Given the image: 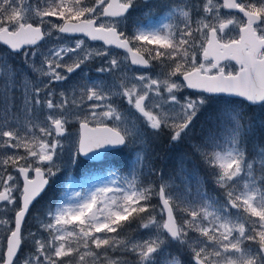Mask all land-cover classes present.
<instances>
[{
    "label": "snow or ice",
    "instance_id": "snow-or-ice-1",
    "mask_svg": "<svg viewBox=\"0 0 264 264\" xmlns=\"http://www.w3.org/2000/svg\"><path fill=\"white\" fill-rule=\"evenodd\" d=\"M134 4L0 0V264H129L108 255L117 250L132 255L135 264H264V135L256 139L245 115L256 106L264 110V0H145L149 10L128 36L123 27ZM157 6L164 11L153 20ZM54 32L83 34L131 53L132 65L147 69L160 61L170 71L128 77L109 57L97 71L121 73L110 85L90 81L79 98L57 92L54 83L109 53L89 51L84 39L42 51L38 42ZM152 44L157 47H147ZM15 57L36 74L34 81L11 66ZM114 96L126 100V111L115 106ZM210 109L215 118L205 126L198 114ZM73 122L79 124L76 135L68 129ZM164 134L170 146H186L199 158L219 197L205 190L195 170L183 167L178 178L184 195L173 194V185L147 158L150 142ZM20 148L23 155L12 151ZM113 152L127 154L126 175L109 165L88 177L97 182L93 190L73 191L68 200L33 213L65 153L78 166L82 158L101 161ZM153 174L160 181L155 185L140 179ZM154 197L158 205L151 203ZM26 218L35 231H22ZM129 218L148 230L147 239L119 238Z\"/></svg>",
    "mask_w": 264,
    "mask_h": 264
},
{
    "label": "rangeland",
    "instance_id": "rangeland-1",
    "mask_svg": "<svg viewBox=\"0 0 264 264\" xmlns=\"http://www.w3.org/2000/svg\"><path fill=\"white\" fill-rule=\"evenodd\" d=\"M34 3L37 2V0H33ZM167 2V0H149V4H156L159 5L161 3ZM135 11L129 18L127 22H125V25L123 27V30L125 32V35L130 36L132 34V31L135 27L136 21L141 20L143 21L144 19V12L149 10L146 7L145 0H135ZM164 9L161 7H152L151 12L153 14L152 18L153 20H159L162 17ZM222 14L227 13L224 9L221 10ZM54 22H55V18ZM57 35L62 36L64 39L62 41H58L55 39ZM76 39H84L85 40V45L89 51H101V50H106L109 53L108 57H103V56H98L95 57L94 59H91L90 61L87 62L86 65H82V68L84 69L83 72H81L80 69H77L75 73H72L69 75L68 80L63 81V82H57L52 85L54 89H56L57 92L59 91H64L66 94L72 93L79 98V92L83 90V87L85 85H88L90 81L93 80H100L103 82L105 86L110 85L113 82V77H119L121 76L120 72L116 73H99L97 71L98 68L101 67H106L107 63L106 61L108 60L109 57H114L116 58L120 63L122 68L124 69L125 74L128 77H132L134 75L138 76L141 74H147L152 76L153 78H156L157 75L160 74H166L167 71H170V68L168 67V64H161L160 61H157L158 67L156 71H152L150 73H144V72H139L135 70L133 67H131L129 63V59L127 56H122L119 55L117 52H112L110 49H106L103 45L101 44H92L85 38H68L63 36L62 34H57L53 33L52 37L45 36L44 43L39 46L42 51H46L50 47H54L59 43H63L65 41L70 42L72 40ZM146 44V42H145ZM134 47H138L139 45L133 44ZM2 47V46H1ZM149 48H154L157 47V45L152 44V45H147ZM140 53L145 54L148 52L146 51H141ZM0 55H4L3 47L0 49ZM7 59V57H5ZM201 59L198 56V60ZM68 60V57H65V61ZM12 67L20 69L21 71H24L25 76L29 80H35L36 74L31 73L23 64V61L20 57H15L9 61ZM232 64V63H231ZM234 65V64H232ZM237 67V66H236ZM130 69V70H129ZM186 93L191 94L192 92L189 90H184ZM16 96H19V92H17ZM113 100L116 102L115 106L118 107V109L121 112H124L128 109V105L126 103V100L118 97H113ZM86 103H92V101H86ZM259 108V109H258ZM258 108H251V109H258L257 111L251 112L250 109L246 110L245 113L250 112L251 114L256 115L258 112L262 111L260 107ZM212 111L211 109L206 112L204 115L199 116V120L201 124H204L205 126H208V121L209 118L211 117L214 119L215 117L211 115ZM43 118V116L41 117ZM79 124L76 122L71 123L68 125L69 132L72 133L73 135L78 134L79 130ZM36 131L37 135H39V132L37 129H33ZM159 137H163L167 142V134L161 135ZM157 137L154 141H152V146L150 148V155L147 157L152 164L154 159L157 157L155 160L157 162V172L160 173L165 181H167L169 184L173 185V194L175 196H183L184 191H183V185L181 181L179 180V175L181 174L180 170L183 167L184 169L187 170V172H192L195 170L196 174L204 180V187L205 190L214 196L219 197L218 195L215 194L214 190L208 189L205 184H207V181L205 180V166L200 162L198 157H193L191 155L190 149H188L186 146H170L168 145L166 148L161 149L159 153L153 150L152 148L155 147L158 144V139ZM169 144V143H168ZM15 152H18L19 154L23 155L25 150L23 148L20 149H15L12 150ZM114 153V152H113ZM111 154V153H110ZM127 159V154L126 153H120L116 156L108 158L109 163L106 162L105 165H101L99 170H95L93 172L91 171L92 167H87L86 164H79L78 166H73L68 163V157L67 153L64 154L61 160L57 161L60 171L57 173V177L53 178L51 180V186L56 185L57 186V191L60 190V195L58 197V202L61 200L63 197L64 200H68V197L71 195L73 191H91L94 188V185H96V181H91L88 179L92 174H100L102 173L103 169L107 168L109 165H111V162H114V167H121L122 165V159ZM121 171V170H119ZM127 174V171L125 172V175ZM69 177L71 178V181H69ZM142 177V176H141ZM140 177V179H141ZM158 178V177H157ZM159 178L158 181L155 182V184L159 183ZM70 183V187L68 186ZM195 183V182H193ZM52 188V187H51ZM65 189H67V195H65ZM195 195V187L192 188V196L189 197V199H192ZM48 196L46 195L42 201L39 202V204L36 205V208L33 210L34 214H39L42 209H44L46 206L52 205L51 202L48 201ZM71 203V201H68ZM157 202V203H156ZM180 201L178 200L177 203ZM153 205H158V200L154 197L152 202ZM233 212H236L237 210L233 209ZM175 212V209H174ZM9 217L13 215V213L9 212L8 213ZM177 215V220L179 222L180 220V214L176 213ZM159 219V217H158ZM255 219V218H254ZM125 223V222H124ZM207 223V222H205ZM71 227V225H69ZM127 227H130V225H127ZM31 228L32 231H35V226L34 223L31 219H28L25 228L23 231ZM131 232L129 233L126 231V229L123 227V229H118L119 233V238L126 240V241H137V240H144L148 238V230H143L139 228L138 226H132L131 225ZM126 232V233H125ZM190 235H193V233H189ZM97 235H104L103 233H98ZM117 233H110L109 236H116ZM198 235V234H197ZM91 248L94 249L93 245H90ZM29 249H25V251H28ZM81 252L87 251L83 247L80 249ZM98 251V250H97ZM170 252L175 253V248L170 247L169 249ZM125 253L117 250L114 252H109L108 255L112 257L113 259L115 258H122V259H128L130 261L129 264H135V259L132 255H129V257L124 256ZM72 258H76V254H72ZM190 258V257H189ZM66 260L70 258H65ZM90 260L89 257H86V261Z\"/></svg>",
    "mask_w": 264,
    "mask_h": 264
},
{
    "label": "trees",
    "instance_id": "trees-1",
    "mask_svg": "<svg viewBox=\"0 0 264 264\" xmlns=\"http://www.w3.org/2000/svg\"><path fill=\"white\" fill-rule=\"evenodd\" d=\"M0 49H2V47L0 46ZM17 94V92L15 93V95ZM259 109V108H258ZM258 109H250L251 112L257 111ZM212 111V116L215 117V110L211 109ZM246 117L248 119H250L251 123H252V127L255 129V135H256V139L259 140V138L264 135V110L258 112L256 115L251 114L250 112L245 113ZM249 150L251 149V144L248 145ZM122 159V158H121ZM157 159V157L154 159V161L152 162L151 166L154 170V172H157V162L155 161ZM127 159H122V165L121 167H115L117 168V170H121L122 174H125V172L127 171L124 168V164L126 162ZM205 180L207 181L206 187L208 189L214 190V185L212 184L211 178L208 176L207 174V169L205 167ZM141 181L142 182H148L151 181L154 185L155 182L158 181V178L155 174L144 177H141ZM215 194L219 196V193L217 191H215ZM48 196V201L51 202V204L53 205L55 202H58V197L60 195V190L57 191V186L53 185L52 188H50L49 192L47 193ZM127 225H131L134 226H138L139 225V221H132L131 218H129L128 222L124 223V228L126 229V231H128L129 233L131 232V228L127 227ZM126 233V232H125ZM125 257H129V255L124 254ZM128 260V259H127ZM188 259L185 257V261H187ZM130 261V260H128Z\"/></svg>",
    "mask_w": 264,
    "mask_h": 264
},
{
    "label": "flooded vegetation",
    "instance_id": "flooded-vegetation-1",
    "mask_svg": "<svg viewBox=\"0 0 264 264\" xmlns=\"http://www.w3.org/2000/svg\"><path fill=\"white\" fill-rule=\"evenodd\" d=\"M134 11H135V6H134V8H133V11L131 12V14L128 16V19L126 20V22L129 20V18L131 17V15L134 13ZM226 11V10H225ZM226 12H229V11H226ZM232 14H234V15H237V16H240V17H242V14H239V13H235V12H231ZM133 46V45H132ZM133 48L135 49V47L133 46ZM155 48V47H154ZM112 52H117L119 55H122V56H127L126 54H124V53H122V52H118V51H116V50H114V49H110ZM142 54V53H141ZM144 56H145V58H148V55L149 54H147V53H145V54H143ZM229 63V62H228ZM230 63H232V62H230ZM232 64H234V63H232ZM235 65V64H234ZM237 67H238V65H236ZM157 67H158V64H157V61H151V69H149V70H139V69H136V68H134L135 70H137V71H139V72H144V73H150V72H152V71H156L157 70ZM110 123V122H109ZM92 126H95V125H92ZM79 127V126H78ZM80 131V129L78 130V132ZM169 144H168V142L163 138V137H159V139H158V144L155 146V147H153L152 148V152H153V150L154 151H156L157 153H159V151H161V149H162V147L163 148H166L167 146H168ZM152 146V142H150V144H149V147H151ZM118 154H120V152H114V153H111V154H107L106 155V158L104 159V161L102 162V163H100V164H95V163H90V162H87V164H86V166L89 168V167H92L93 169H95V168H99L101 165H105L106 164V162L107 163H109V160H108V158H110V157H113V156H116V155H118ZM111 166H113L114 167V162H111ZM30 175H33L34 176V174H30ZM50 185H51V180H50ZM50 185H49V189H50ZM49 189L47 190V192L42 196V197H44L47 193H48V191H49ZM44 198H42V199H40L39 201H42ZM157 203V202H156ZM172 248H174V247H172ZM185 257L187 258V259H190L187 255H184V256H181V259L182 260H184L185 261ZM186 262V261H185Z\"/></svg>",
    "mask_w": 264,
    "mask_h": 264
},
{
    "label": "water",
    "instance_id": "water-1",
    "mask_svg": "<svg viewBox=\"0 0 264 264\" xmlns=\"http://www.w3.org/2000/svg\"><path fill=\"white\" fill-rule=\"evenodd\" d=\"M132 10H133V9H130V13L132 12ZM226 11H231V12H235V13H236L235 10H226ZM62 35L66 36V37H71V38L84 37V38H86L88 41H90V42L93 43V44H101V45H103L106 49H115V50L118 51V52L125 53V54L128 56L129 63H130V65H131L133 68H137V69H141V70H149V69H151V67H150V68H147V69H144V68H141V66H139V65H132V64H131V53L126 52V50H124V49H118V48H115L114 46L105 45L103 41H91L90 39H88L87 37H85L83 34H73V35L62 34ZM43 41H44V39L41 40V41H39V42H38V46H39ZM25 47H28V46H25ZM139 54H140V55H143V54H141V53H139ZM143 56H144V55H143ZM144 57H145V56H144ZM231 62L235 64V61H231ZM222 63H228V62H222ZM189 91L193 92L194 90H189ZM256 107H258V106H256ZM82 159H83L84 161L93 162V163H100V162L103 161V160H101V161H89V160L84 159V158H82ZM49 185H50V182H49ZM49 185L45 188L44 193L47 191ZM44 193H41V196H42ZM38 199H40V198H38ZM94 211H95V209H94ZM27 220H28V219L26 218V222H27ZM25 224H26V223H25ZM24 227H25V225H24ZM23 229H24V228H23ZM23 229H22V231H23Z\"/></svg>",
    "mask_w": 264,
    "mask_h": 264
}]
</instances>
